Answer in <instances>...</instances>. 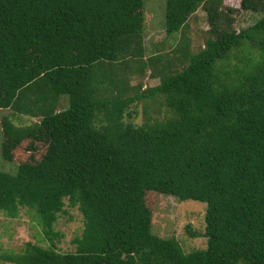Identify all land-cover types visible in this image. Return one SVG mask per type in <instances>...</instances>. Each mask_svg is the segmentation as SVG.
Listing matches in <instances>:
<instances>
[{
	"label": "trees",
	"instance_id": "16d2710c",
	"mask_svg": "<svg viewBox=\"0 0 264 264\" xmlns=\"http://www.w3.org/2000/svg\"><path fill=\"white\" fill-rule=\"evenodd\" d=\"M237 2L261 16L234 32L217 22L219 0H164L169 47L143 58L142 0H0V109L38 117L0 121V158L16 165L0 172V212L24 209L46 243L1 260L264 264V0ZM200 3L209 31L191 52L185 23ZM132 58L133 76L148 71L156 85L119 86L115 67ZM157 96L160 121H123L129 104ZM149 193L204 203L203 250L149 232ZM64 204L82 219L71 252L52 243Z\"/></svg>",
	"mask_w": 264,
	"mask_h": 264
},
{
	"label": "rangeland",
	"instance_id": "374dc122",
	"mask_svg": "<svg viewBox=\"0 0 264 264\" xmlns=\"http://www.w3.org/2000/svg\"><path fill=\"white\" fill-rule=\"evenodd\" d=\"M219 1L220 5L218 7L215 4L210 6L215 9V14H218L217 22L220 21L221 23L224 20H229V26L234 32L249 27L261 16V13L240 11L237 0ZM163 3L164 0H142L140 25L143 58L148 57L152 53H163L162 51L167 50L169 47L167 38L163 34ZM202 7H204V4L200 3L194 12L187 16L185 23L186 29H184L186 30L191 52L197 51L202 47L203 39L209 31L207 18ZM226 9L230 12L228 13ZM178 35L179 31L176 32L174 43L177 42ZM134 61V58H132L124 67H115L117 69L115 80H119L120 75L119 86L123 87L120 83L127 85V87H130L129 92H131L134 90L133 88L139 91L156 85L158 82L157 78H148V71L142 76H133V72L129 68L134 64ZM51 98L53 100L52 95ZM60 103L61 105L57 110L65 106L64 96L63 101ZM162 103L161 96L146 99L145 101H137L135 105H132V102L125 110V114L128 110L129 115L124 114L123 121L134 126L160 121V113L163 112ZM12 110L9 108L0 109V121L4 119L14 127L22 128L38 120L37 116L33 118L32 115L17 114ZM0 137H2L1 131ZM15 170V163L7 162L0 158V172L13 175ZM146 200L150 211L149 232L152 235L161 239H172L184 254L205 248V238L203 236L204 203L191 200L179 201L172 196L150 193L146 194ZM62 209L64 213H59L55 220L51 222L52 232L57 234V240L52 243L54 250L57 252H71L73 246L70 240L79 235L82 228V219L75 207H68L64 204ZM39 229L35 221L29 219L24 209H19L15 218H8L0 212V255L2 253H19L25 243L42 248L45 247L46 243ZM0 264L11 263L0 259Z\"/></svg>",
	"mask_w": 264,
	"mask_h": 264
}]
</instances>
